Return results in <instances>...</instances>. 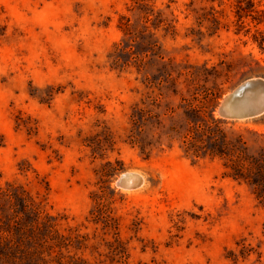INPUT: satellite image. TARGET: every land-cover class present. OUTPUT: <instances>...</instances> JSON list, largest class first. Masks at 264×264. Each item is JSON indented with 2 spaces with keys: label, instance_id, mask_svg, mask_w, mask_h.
Instances as JSON below:
<instances>
[{
  "label": "rangeland",
  "instance_id": "374dc122",
  "mask_svg": "<svg viewBox=\"0 0 264 264\" xmlns=\"http://www.w3.org/2000/svg\"><path fill=\"white\" fill-rule=\"evenodd\" d=\"M252 1L238 17L245 0H0V186L38 202L66 243L10 236L0 264H231L236 243H264L249 187L182 150L194 122L252 145L264 134V114H217L241 81L264 78V0ZM133 107L145 109L136 123ZM123 172L142 184L118 187ZM9 213L0 197V220Z\"/></svg>",
  "mask_w": 264,
  "mask_h": 264
},
{
  "label": "trees",
  "instance_id": "16d2710c",
  "mask_svg": "<svg viewBox=\"0 0 264 264\" xmlns=\"http://www.w3.org/2000/svg\"><path fill=\"white\" fill-rule=\"evenodd\" d=\"M236 6L238 17H242L243 15H249L248 12L253 9L254 3L252 0H245L244 6L238 3ZM239 10L240 13H238ZM263 11L261 10V12ZM143 18L144 22H147L149 20L148 14H144ZM195 19L200 26L204 16H197ZM161 22L160 16L157 17L154 27L160 26ZM256 23H264V21L257 19ZM119 28L126 35L132 34L128 19ZM167 32L174 36L176 33L174 25L171 24ZM255 41L262 49V41L257 39ZM113 46L115 51L125 52L120 43H115ZM177 75L191 76L192 72L179 70ZM192 98L197 103H190V109L187 112L197 113L202 109L204 102L209 99V93L205 91L201 96L194 93ZM211 112L210 118L212 121L220 123V119H215ZM144 114V108L133 107L130 117L133 123H136L135 118L137 115L142 117ZM256 135L260 137L259 142L252 145L244 139L241 133L227 134L218 126L211 127L210 125L194 122L186 129L182 150L184 155L194 158L220 159L223 167L222 177H228L237 183H244L248 186L256 201V206L264 209V134ZM0 197L7 199L8 208L10 209L9 217L0 220V243L8 240L10 236H15L23 242L48 243L49 241L59 248L66 246L64 236L55 229L54 217L44 212L40 204L33 198L24 194L23 191H18L17 188L8 183L4 188L0 186ZM95 202L96 207L99 209L105 206L100 197L95 199ZM103 212H107L105 208ZM236 245V250L230 249L227 252V258L231 261V264H237L238 261H249L252 254L255 257L249 264L261 263V257L264 256V243H256L255 246L245 243H236ZM56 262V264H62L59 258H56Z\"/></svg>",
  "mask_w": 264,
  "mask_h": 264
},
{
  "label": "water",
  "instance_id": "95a60500",
  "mask_svg": "<svg viewBox=\"0 0 264 264\" xmlns=\"http://www.w3.org/2000/svg\"><path fill=\"white\" fill-rule=\"evenodd\" d=\"M217 114L226 120H243L264 114V78L250 77L241 81L221 99ZM141 184L142 177L134 172H123L116 179V185L122 189H134Z\"/></svg>",
  "mask_w": 264,
  "mask_h": 264
},
{
  "label": "bare ground",
  "instance_id": "6f19581e",
  "mask_svg": "<svg viewBox=\"0 0 264 264\" xmlns=\"http://www.w3.org/2000/svg\"><path fill=\"white\" fill-rule=\"evenodd\" d=\"M135 178H137V177H135ZM133 181V180H132Z\"/></svg>",
  "mask_w": 264,
  "mask_h": 264
}]
</instances>
